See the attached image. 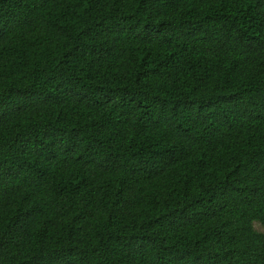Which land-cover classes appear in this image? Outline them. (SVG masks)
Here are the masks:
<instances>
[{"label":"trees","instance_id":"obj_1","mask_svg":"<svg viewBox=\"0 0 264 264\" xmlns=\"http://www.w3.org/2000/svg\"><path fill=\"white\" fill-rule=\"evenodd\" d=\"M0 264H264V0H0Z\"/></svg>","mask_w":264,"mask_h":264},{"label":"rangeland","instance_id":"obj_2","mask_svg":"<svg viewBox=\"0 0 264 264\" xmlns=\"http://www.w3.org/2000/svg\"><path fill=\"white\" fill-rule=\"evenodd\" d=\"M255 228L257 229V230H259V231H262V228H261V225L260 224H255Z\"/></svg>","mask_w":264,"mask_h":264}]
</instances>
